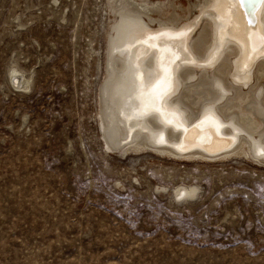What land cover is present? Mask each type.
Returning <instances> with one entry per match:
<instances>
[{
  "label": "rangeland",
  "instance_id": "obj_1",
  "mask_svg": "<svg viewBox=\"0 0 264 264\" xmlns=\"http://www.w3.org/2000/svg\"><path fill=\"white\" fill-rule=\"evenodd\" d=\"M107 1L0 0V264H264L263 163L106 147Z\"/></svg>",
  "mask_w": 264,
  "mask_h": 264
},
{
  "label": "bare ground",
  "instance_id": "obj_2",
  "mask_svg": "<svg viewBox=\"0 0 264 264\" xmlns=\"http://www.w3.org/2000/svg\"><path fill=\"white\" fill-rule=\"evenodd\" d=\"M56 2L57 0H54V3ZM107 2L108 7L105 9L104 18H109V24L105 34L104 63L101 67L102 82L98 91L99 105L96 115L101 124L102 137L108 150L118 151L121 155H125L128 151L135 154L152 152L153 154L167 155L180 161H191L196 156L222 161L228 158L241 157L264 164L260 157L254 155L260 147L264 146V139H261L264 138V57H257L245 73H238L236 68L241 59L239 47L231 44L214 69L193 70L182 67L179 70V80L173 84L172 95L169 97L170 104L168 105L169 112L176 111L186 117L179 129L166 124L160 116H151L141 122L129 121L120 115V111L124 108V101L129 94L122 74L125 72L129 60L136 62L137 57H139V62L144 69L145 84L154 82L147 80L146 77L148 72L154 71L156 68V56L145 53L142 48L134 47L123 55L115 54L112 57L111 67L109 66V36L113 26L121 20L122 7L127 6L128 9L133 10L132 15L134 17L142 23L148 24L151 26V30L155 31L159 28V25L155 23L158 18H168L176 13H179L180 16L188 15L189 0H108ZM259 6L255 13L258 24L254 27L257 29L261 24H264V4ZM192 12L195 15L191 19L195 20L196 15L199 14V9L194 8ZM141 13L142 16L139 15ZM231 14L242 25L241 29L235 33L242 38L244 35L243 25L246 24V21L243 10L238 3L232 4ZM182 23H190V21H183ZM18 25L19 27L24 26L21 22ZM135 31L138 32L139 30ZM212 37V23L204 18L189 34V42L198 54L205 58L211 54ZM162 46L158 45V47ZM22 72L23 69L17 63L12 62L10 64L7 75L12 84H15L16 77L22 75ZM237 75L248 76V87H244L243 83L236 82L234 77ZM106 81H108L107 96L105 95ZM217 81L225 89L223 95L214 86ZM24 82L27 84L28 79L25 78ZM217 100H219L218 103ZM132 104L138 105V101H132ZM210 104L215 105L214 111L218 122L232 125L239 130L238 134L235 135L234 143L214 154H207L198 146L190 147L189 151L180 150L178 143L185 129L187 134L184 138L186 136L192 137L194 134H199L201 138L214 137L218 133L233 136L230 127H221L218 132L211 122L198 123L201 115L208 110ZM124 110L127 111V109ZM160 133L164 135L163 143L157 142ZM249 137H256V140L250 142ZM214 143L215 146L220 147L226 141L215 138ZM198 188L197 184L175 186L173 195L179 200H188L196 196Z\"/></svg>",
  "mask_w": 264,
  "mask_h": 264
},
{
  "label": "snow or ice",
  "instance_id": "obj_3",
  "mask_svg": "<svg viewBox=\"0 0 264 264\" xmlns=\"http://www.w3.org/2000/svg\"><path fill=\"white\" fill-rule=\"evenodd\" d=\"M247 3L248 0H245L246 6ZM258 4H264V0H256L253 7ZM194 8L199 9V14L196 15L195 20H192V16L195 15L192 12ZM132 11L127 6H123L120 13L121 20L113 26L109 36V66L111 67L112 57L115 54L123 55L128 50L138 47L142 48L145 53L156 56V68L154 71L148 72L146 77L147 80L154 82L146 85L144 69L139 62V57L136 62L129 60L126 70L122 74L129 94L124 101V108L120 111V115L129 121L141 122L151 116H160L166 124L179 129L186 117L176 111L169 112L168 105L173 84L179 80V70L182 67L193 70L214 69L231 44L239 47L241 59L236 68L238 73H245L257 57H264V24H261L258 29L254 27L258 24V20L254 12L249 13V18L243 25L244 35L242 38L238 37L235 33L241 29L242 25L231 14L230 0H189L188 15L180 16L179 13H176L168 18H158L155 23L159 25V28L155 31L151 30V26L134 17ZM204 18L212 23L213 37L211 54L202 58L191 46L189 34ZM183 21H190V23H182ZM137 29L138 32L135 31ZM158 45L163 46L158 47ZM233 63L236 62L233 61ZM234 79L237 83H243L244 87H248L247 75L243 77L237 75ZM107 85L108 81H106L105 88L106 96ZM214 86L221 95L224 94L223 85L217 81ZM132 101H138V105H133ZM216 102L218 103L219 100ZM214 107V104H210L198 123L211 122L218 132L221 127H230L233 131V138H235L239 130L232 125L218 122ZM249 140L254 142L256 137H249ZM157 142H164L163 133H160ZM254 155L260 157L264 162V146L260 147Z\"/></svg>",
  "mask_w": 264,
  "mask_h": 264
},
{
  "label": "water",
  "instance_id": "obj_4",
  "mask_svg": "<svg viewBox=\"0 0 264 264\" xmlns=\"http://www.w3.org/2000/svg\"><path fill=\"white\" fill-rule=\"evenodd\" d=\"M256 2V0H248L247 6L245 5V0H230L231 8L232 4L238 3L239 6H241V9L243 10V14L245 17V21L249 18V13H256V10L259 9L258 4L256 7H253V4ZM197 130V129H196ZM196 130H194L196 132ZM187 134V131H183L181 134L180 142L179 144V149L182 151H189L190 147L192 146H198L200 147L203 151H205L207 154H214L219 151H222L225 148L230 147L234 143V138L232 135H227V134H222L218 133L217 136L214 137H199V134H194L192 137L184 136ZM215 138H220L224 139L226 143H224L222 146L217 147L215 146L214 140Z\"/></svg>",
  "mask_w": 264,
  "mask_h": 264
}]
</instances>
